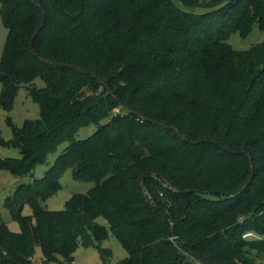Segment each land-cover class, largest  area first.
<instances>
[{
  "label": "trees",
  "instance_id": "obj_1",
  "mask_svg": "<svg viewBox=\"0 0 264 264\" xmlns=\"http://www.w3.org/2000/svg\"><path fill=\"white\" fill-rule=\"evenodd\" d=\"M0 15V105L12 110L25 87L40 106L20 126L7 116L0 144L21 156L0 166L32 174L69 142L6 198L20 231L0 223V264H72L80 244L108 264L98 216L128 251L119 264H258L264 238L248 235L264 234V40L228 38L264 29V0H0ZM67 168L95 184L48 209Z\"/></svg>",
  "mask_w": 264,
  "mask_h": 264
},
{
  "label": "rangeland",
  "instance_id": "obj_2",
  "mask_svg": "<svg viewBox=\"0 0 264 264\" xmlns=\"http://www.w3.org/2000/svg\"><path fill=\"white\" fill-rule=\"evenodd\" d=\"M200 4H204L209 0H198ZM196 11H206L208 8L199 5L194 8ZM7 28L4 26L0 15V58L2 55L3 47L7 37ZM264 40V29H260L257 25L254 26L252 32L247 36H242L238 31L231 33L228 38V42L236 49H245L251 46L253 43ZM35 82L37 86L41 87L45 85V82L41 78H36ZM2 85L0 82V95ZM40 106L39 103L34 100L25 87H21L16 95L13 108L10 111L3 109L0 105V135L5 140H10L13 136L12 127L7 119L10 116L12 121L20 126L27 118L39 117ZM97 129L95 124L82 126L77 134L76 138H85L92 134ZM69 142H62L57 149L50 153L48 161L44 164L36 165L33 173L17 176L11 173L8 168L0 166V223H6L13 231H20V225L17 221L12 219L9 209L5 205V200L8 196H14V193L18 186L23 182L33 181L36 177H42L50 165L54 162L58 154L68 145ZM21 153L19 148L12 146H4L0 144V158L5 157H20ZM61 186L51 195L42 200V204L48 209H63L65 207V201L76 192L86 193L94 184L91 180H79L74 178L72 168H67L60 179ZM22 212L24 214H31L32 210L29 204H25ZM97 220L108 227V237L104 240L103 246L112 249V256L108 264H119L120 260L128 256V251L124 248L120 240L109 229V225L103 216H98ZM249 237L264 238L263 235L250 234ZM60 261L63 260L59 257ZM256 261L264 262V255H258L255 257ZM43 259V253L40 246L36 247V253L33 257L35 262H40ZM72 264H104L100 258V254L97 248L92 246H84L80 244L74 252V260Z\"/></svg>",
  "mask_w": 264,
  "mask_h": 264
},
{
  "label": "water",
  "instance_id": "obj_3",
  "mask_svg": "<svg viewBox=\"0 0 264 264\" xmlns=\"http://www.w3.org/2000/svg\"><path fill=\"white\" fill-rule=\"evenodd\" d=\"M39 29H40V27L36 30L35 35L38 33ZM35 35H34V36H35ZM34 36H33V37H34ZM79 69L84 70V69L81 68V67H79ZM103 82H104L106 85H108L104 80H103ZM139 115L142 116V117H145V118H147V119H149V120H151V121H154V122H156V123H160V124H162L161 122H159V121H157V120H155V119H152V118H150V117H147V116H145L144 114H139ZM196 141L202 142V141H205V140H196ZM228 149H229L230 151H233V152H238V150H235V149H231V148H228ZM140 182H141V181H140ZM144 195H145V194H144ZM145 199H146L147 202H150L149 198L146 197V195H145ZM180 245H181V246H184V244H183L182 242H180ZM191 254H192V253H191ZM195 257H196L198 260H200L201 262H203L204 264H208V263L202 261L199 257H197V256H195ZM258 264H264V262L259 261Z\"/></svg>",
  "mask_w": 264,
  "mask_h": 264
}]
</instances>
